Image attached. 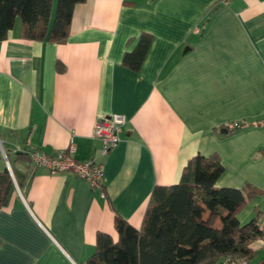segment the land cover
<instances>
[{"label":"crops","instance_id":"crops-1","mask_svg":"<svg viewBox=\"0 0 264 264\" xmlns=\"http://www.w3.org/2000/svg\"><path fill=\"white\" fill-rule=\"evenodd\" d=\"M142 33L131 69L122 57ZM113 112L126 120L103 153L93 127ZM70 146L103 163L100 186L27 157ZM196 153L219 158L218 186L264 189V0H83L63 41L24 37L19 17L0 40V169L7 159L14 186L0 264H82L97 231L115 237L116 213L138 227L153 186L176 183Z\"/></svg>","mask_w":264,"mask_h":264},{"label":"trees","instance_id":"trees-1","mask_svg":"<svg viewBox=\"0 0 264 264\" xmlns=\"http://www.w3.org/2000/svg\"><path fill=\"white\" fill-rule=\"evenodd\" d=\"M80 1L83 0H56L52 14L53 0H0V40L19 17L24 37L63 41L72 8ZM149 43L150 34L142 33L134 47L125 51L122 63L138 69ZM223 170L217 156L196 153L183 166L176 183L153 186L138 227L116 213L115 237L97 231L94 252L82 264L264 262V256L255 260L257 249L250 244L262 235L257 217L242 223L236 215L247 198L261 193V189L250 183L241 187L218 186L216 180ZM13 190L4 166L0 169V206L7 204ZM212 215L218 217L219 224L209 221Z\"/></svg>","mask_w":264,"mask_h":264},{"label":"built area","instance_id":"built-area-1","mask_svg":"<svg viewBox=\"0 0 264 264\" xmlns=\"http://www.w3.org/2000/svg\"><path fill=\"white\" fill-rule=\"evenodd\" d=\"M226 4L228 0H219ZM124 115L120 113H110L101 116L94 124L93 136L98 137L102 142V152L106 153L114 147L120 140L121 127L125 122ZM237 124V123H236ZM30 160L34 164L51 171H70L77 177L85 180L92 188L100 186L103 178V163L94 157L77 159L73 156V147H67L55 154L31 151L28 153ZM5 164L10 170L9 163L5 159ZM104 196L103 192H100ZM240 264H249L243 260ZM259 264H264L261 262Z\"/></svg>","mask_w":264,"mask_h":264},{"label":"rangeland","instance_id":"rangeland-1","mask_svg":"<svg viewBox=\"0 0 264 264\" xmlns=\"http://www.w3.org/2000/svg\"><path fill=\"white\" fill-rule=\"evenodd\" d=\"M55 1L56 0H53L52 14L54 12ZM253 204H256V205L253 207ZM247 205H250L251 207H253V211L249 213L248 215H246L245 217H243L242 223L248 221L254 215L257 217V221L264 220V189L263 190L261 189V193H257V194L252 195L251 197H248L243 208ZM255 241L256 239L254 238L251 240V243L256 244Z\"/></svg>","mask_w":264,"mask_h":264},{"label":"water","instance_id":"water-1","mask_svg":"<svg viewBox=\"0 0 264 264\" xmlns=\"http://www.w3.org/2000/svg\"><path fill=\"white\" fill-rule=\"evenodd\" d=\"M226 129H223V131H225Z\"/></svg>","mask_w":264,"mask_h":264}]
</instances>
